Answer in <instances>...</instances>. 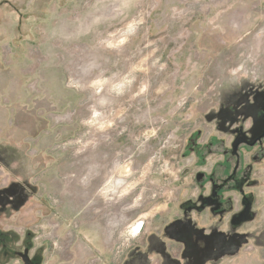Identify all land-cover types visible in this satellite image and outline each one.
<instances>
[{
    "label": "rangeland",
    "instance_id": "1",
    "mask_svg": "<svg viewBox=\"0 0 264 264\" xmlns=\"http://www.w3.org/2000/svg\"><path fill=\"white\" fill-rule=\"evenodd\" d=\"M262 89L264 0H0V264H264L257 147L233 208L198 207Z\"/></svg>",
    "mask_w": 264,
    "mask_h": 264
},
{
    "label": "flooded vegetation",
    "instance_id": "2",
    "mask_svg": "<svg viewBox=\"0 0 264 264\" xmlns=\"http://www.w3.org/2000/svg\"><path fill=\"white\" fill-rule=\"evenodd\" d=\"M254 97H257L258 99L256 104L254 101ZM243 101L245 102V104H243L242 106H235L234 112L236 114L233 115V119L235 121L240 122V120H242L243 126L236 130L237 133L233 139L231 148L225 151L224 153L225 159L224 162L221 164L226 174L224 177H220V178H216L214 173H211L210 176L206 175L207 180L211 182V188H210L211 195L201 196V203L198 206L200 207V211L205 210L207 207L213 206V208L216 209V211L214 212L219 216H222V214L226 213L228 209L233 208V202H232L233 200L229 203L230 200L223 201L221 199L222 197L221 195L224 192V189L230 190L232 189V187H236L240 190V192H242L244 190V185H246L248 182L251 181L250 176L253 170L252 164H248V167L240 170L242 167L241 160L243 158V154L241 152L242 148L246 147L247 150L248 149L252 150L256 147L258 148V151L252 156L253 161H258L259 159L264 158V135L261 136L260 138L258 137L261 134L260 130L262 126H264V89L258 91L256 90L251 94L244 95ZM247 114L249 115V117L245 119V116ZM248 121L250 122L249 126L246 124ZM239 130L241 132H239ZM239 139L241 140L246 139V141L241 142L238 145V147H236L235 142ZM254 140L255 143H251ZM231 158L235 161L234 166L231 165V161L229 162ZM201 175H202L201 177H203V174ZM2 190L3 188L0 189V196L5 197L4 195H1ZM2 200L4 201L5 204H7L6 201L7 199H2ZM250 202L252 201L248 197H244V201H243L244 204H249ZM234 215L236 214H233L230 218V224L232 228H233L232 219ZM187 240L189 242V237ZM10 243H11L10 234L8 232L0 230V258L1 256L8 257L10 254H12L13 249ZM190 245L193 246V244L188 243V246ZM196 248L197 251L201 250V246L199 245L198 247L196 246ZM26 251H27V255L29 256L28 264H41L40 257L31 256V249L27 246L26 247L24 246L23 251H14L13 254L19 256L20 259L23 261V263L26 264L23 259V255L26 254Z\"/></svg>",
    "mask_w": 264,
    "mask_h": 264
},
{
    "label": "water",
    "instance_id": "3",
    "mask_svg": "<svg viewBox=\"0 0 264 264\" xmlns=\"http://www.w3.org/2000/svg\"><path fill=\"white\" fill-rule=\"evenodd\" d=\"M254 101H255V104H256V102L258 101L257 97H254ZM248 117H249V115L247 114L245 116V119L248 118ZM260 131H261V134L258 136L259 138L264 135V126H262V128H261ZM239 132H241V131L239 130ZM244 141H246V139H244V140L243 139L242 140L241 139L237 140L235 142V146L238 147V145L241 142H244ZM251 143H255V140L252 141ZM201 176L202 175H200V177ZM251 208H252L251 202L249 204H245L244 210H242L240 213H238V214H236V215L233 216L232 225H233V228L234 229L240 227L245 222H248V221H251V220L254 219L255 213L252 212ZM175 225L168 226L166 228V231L167 232L171 231L172 230V227L175 226ZM171 238L174 239V240H176V241H179V242H186V241H188V240L184 239L181 236H175V235L173 236L172 235ZM237 250H238V248L233 253L237 252ZM23 259H24L25 263L28 264V262H29V256L27 255V251H26V254L23 255Z\"/></svg>",
    "mask_w": 264,
    "mask_h": 264
},
{
    "label": "built area",
    "instance_id": "4",
    "mask_svg": "<svg viewBox=\"0 0 264 264\" xmlns=\"http://www.w3.org/2000/svg\"><path fill=\"white\" fill-rule=\"evenodd\" d=\"M146 228V221L144 219H137L128 230L129 239H137L141 237Z\"/></svg>",
    "mask_w": 264,
    "mask_h": 264
}]
</instances>
